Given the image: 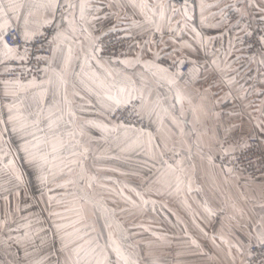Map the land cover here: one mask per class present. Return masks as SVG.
Segmentation results:
<instances>
[{
	"label": "snow or ice",
	"instance_id": "obj_1",
	"mask_svg": "<svg viewBox=\"0 0 264 264\" xmlns=\"http://www.w3.org/2000/svg\"><path fill=\"white\" fill-rule=\"evenodd\" d=\"M0 68V264H140L115 217L160 197L179 198L206 237L222 215L211 242L231 264H264V215L189 203L185 181L194 139L225 178L258 164L244 179L264 191V100L249 99L264 97V0H0ZM132 152L151 162L141 184L96 175ZM97 186L130 208L107 207ZM79 202L101 209L99 230Z\"/></svg>",
	"mask_w": 264,
	"mask_h": 264
},
{
	"label": "crops",
	"instance_id": "obj_2",
	"mask_svg": "<svg viewBox=\"0 0 264 264\" xmlns=\"http://www.w3.org/2000/svg\"><path fill=\"white\" fill-rule=\"evenodd\" d=\"M193 23L199 26L198 13L194 17ZM249 99L253 104V108H258L261 106V101L264 100V97L251 96ZM187 107L188 105L185 104V108ZM148 123L150 122L148 121ZM151 127L154 128L155 125L152 124ZM96 135L99 134L96 133ZM181 139L182 138L180 137H173L168 141L169 146L175 143L178 148L183 147L187 149L186 144L182 145L180 143ZM189 143L192 144L191 159L185 161L187 169L185 181L186 183H190L194 189V191L190 193L189 203L207 200L215 208L224 202L227 209H230L231 205L235 204L237 208H242L246 214L250 213L253 217L264 215V208L261 207V205H264V191H261L259 185L253 183L246 184L244 178L247 176L239 173L225 178L218 168L211 167L207 160L201 159V156L195 147L194 139L189 140ZM142 159H146V157L140 153L132 152L128 154L127 162L125 160H102L96 164L97 168L103 169L111 167L119 169V171H99L96 175L110 176L114 180H121L130 184H141L142 182L140 181H143L145 176L153 175V172L149 171L151 168L150 161L147 163V166H140L137 163ZM87 164L89 170L91 171L92 161L89 160ZM122 172L135 174H129L128 177H124L121 175ZM226 179L227 182H225ZM101 183L104 182L102 181ZM107 186L109 187L113 185ZM195 189H199L200 191L197 192ZM95 191L99 197H102L107 202V207L114 208L110 204L109 196L99 191V186L96 187ZM77 204L79 205H74L76 206L75 208L82 207L80 215H85L87 220L89 219L91 223L99 224L100 221H103L104 214L98 206L94 214L93 206L91 204L84 205L83 202H79ZM193 208H195V204H193ZM70 215L75 217L77 213L73 212L70 213ZM123 217V215H118L115 219L118 222L121 221L120 223L125 229H129L125 226L126 222L124 223L123 220H121ZM143 217H145V215H143ZM152 217L154 219L155 236L153 241V250L155 254L154 259L164 258L165 260L164 263L159 261L160 263L158 262V264H231L228 257L225 255V252L227 251L226 245L221 243L219 238H217L215 245L209 239L212 235L211 228L213 225H216L218 229V237L220 232L223 231L220 229V221L224 218L222 215L211 218L210 222L204 221V225L207 226L208 237L200 234L196 227V224L199 223V221L194 222L192 220L191 210L185 207V205L182 204L180 199L177 197L157 198V203L152 211ZM245 220H247V215L245 216ZM47 226L48 225H46V227ZM96 229L99 230L100 227L97 226ZM163 234H168L170 236V240L166 237L164 238V241L168 240L170 243L169 258L162 255V250H167L166 248L168 247L167 243L162 241ZM223 234L225 238L229 237L228 232H224ZM158 236H160V238H158ZM233 236L235 237V240H245V236L242 231H236L233 233ZM189 237L197 240V243L201 246L200 249H197L192 245ZM217 245H219V247H217ZM140 264H142L141 260ZM236 264H240L239 257H237Z\"/></svg>",
	"mask_w": 264,
	"mask_h": 264
},
{
	"label": "rangeland",
	"instance_id": "obj_3",
	"mask_svg": "<svg viewBox=\"0 0 264 264\" xmlns=\"http://www.w3.org/2000/svg\"><path fill=\"white\" fill-rule=\"evenodd\" d=\"M145 121L147 122V125L149 126V123L147 121V119H145ZM127 173V172H126ZM135 174V173H134ZM129 175V174H128ZM128 175H123L124 177H128ZM121 181V180H120ZM122 183L125 181H121ZM133 182V181H132ZM142 182V181H140ZM134 183V182H133ZM137 183H134L133 185H135ZM121 185H113V186H109V187H113V188H119ZM99 191H101L103 194L109 196V200H110V204L117 210L124 208V207H129V205H125L121 198L119 196H116L114 194H110L108 192H105L103 189H101L99 187ZM125 195H130V193L125 192ZM149 199H151L152 197H148ZM117 200V201H116ZM112 201H115V203H113ZM76 206L79 204H75ZM43 207V205H41ZM40 206V207H41ZM74 205H71V207H76ZM39 211V209H35V211ZM152 211H153V206L152 205H147L145 210L143 212H140L138 210H132L130 213L128 214H123V218H121V220H123V222L125 224V226H127V228L132 230V240L134 243H138L140 245V250L142 251L143 255H144V259H141L142 264H146V260L147 261H162L161 263H164L165 260L164 258H155V254H154V246H153V241H154V219L152 217ZM143 215H145V217H143ZM95 220V219H94ZM120 221V220H119ZM87 223L93 224L90 222V220H86ZM121 222V221H120ZM164 222V220H163ZM159 224V222H158ZM168 224V222H167ZM95 227L99 226L101 227L103 225V221H100L99 224H94ZM167 238L170 240V236L167 235H162V241L167 243V250L163 249L162 250V255H165L166 258H169V250H170V243L168 240L164 241V238ZM158 238H160V236H158ZM160 263V262H159Z\"/></svg>",
	"mask_w": 264,
	"mask_h": 264
},
{
	"label": "built area",
	"instance_id": "obj_4",
	"mask_svg": "<svg viewBox=\"0 0 264 264\" xmlns=\"http://www.w3.org/2000/svg\"><path fill=\"white\" fill-rule=\"evenodd\" d=\"M2 71H3V68H0V72H2ZM15 74H16L15 72L9 73L10 76H14ZM138 126H140V125H138ZM143 126H148L147 122L145 120L143 121ZM253 151L258 156L259 153H260V146L259 145H254L253 146ZM258 167H259L258 164H255L254 166H248L244 170H242V171H240L238 173L242 174L244 176H247V177H251L253 175L258 176L259 175V172L257 171Z\"/></svg>",
	"mask_w": 264,
	"mask_h": 264
}]
</instances>
